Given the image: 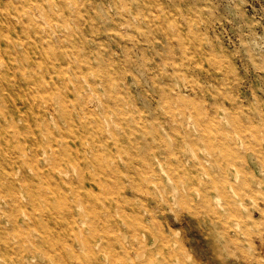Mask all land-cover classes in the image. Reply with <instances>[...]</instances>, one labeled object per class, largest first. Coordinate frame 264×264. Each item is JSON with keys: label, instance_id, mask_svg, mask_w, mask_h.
<instances>
[{"label": "rangeland", "instance_id": "obj_1", "mask_svg": "<svg viewBox=\"0 0 264 264\" xmlns=\"http://www.w3.org/2000/svg\"><path fill=\"white\" fill-rule=\"evenodd\" d=\"M21 165L0 264L22 240L64 264L96 241L102 264H264V0H0V176ZM189 184L230 206L193 214ZM140 222L164 259L120 244Z\"/></svg>", "mask_w": 264, "mask_h": 264}, {"label": "bare ground", "instance_id": "obj_2", "mask_svg": "<svg viewBox=\"0 0 264 264\" xmlns=\"http://www.w3.org/2000/svg\"><path fill=\"white\" fill-rule=\"evenodd\" d=\"M31 8H20L17 7L15 9V12L13 13V17L11 22L16 21V23L21 22L24 20L25 15L29 12H31ZM13 24V23H11ZM15 38L12 39L14 43V47L16 46H22V34L20 31L17 32ZM173 120H175V116L172 115ZM190 156H185L183 158V163L187 164L191 161ZM162 163V161H160ZM64 175H67V171H62ZM25 175V168L21 166H18L17 168H12V170L5 172L2 176H0V205L1 203H8L10 198L13 197L14 194H16L17 187H16V176L23 177ZM4 188H8L7 193L3 191ZM160 190L157 192H151L153 197H157L160 195ZM182 193L178 194V196H174L175 204H178L180 206H184L186 208H189L193 214L198 213L199 211H205L208 214L217 215L218 214V207H229L230 205H225L223 203H220L218 196L212 200H209L206 198L204 194L201 193V191L195 186L194 184H189L188 186H185L184 189L181 191ZM19 193V192H18ZM162 193V192H161ZM158 194V195H157ZM199 199V201H198ZM166 205L168 209L172 208V202L167 197H164V200L162 202V206ZM1 207V206H0ZM164 209V207H163ZM154 209H145V212L147 213V217L155 218L156 213L153 211ZM109 215H112V211H108ZM144 213H140V219L147 218ZM84 220V219H83ZM16 221V217L14 214L7 212L6 210H2L0 212V226L2 224H9L11 226L14 225ZM141 223V222H140ZM169 225H171V220H169ZM140 228L136 231V233L129 239L125 236H119L118 240L120 241V244L124 246L127 249L126 243L129 246H143V247H156L157 242L160 240V246L158 248L160 255L163 256L164 259V239L166 237L164 236V233L161 232L159 234H152L151 232H148L145 230L147 228V225L145 223L140 224ZM233 229L238 230L239 226L238 224H233ZM112 228V227H111ZM110 228V229H111ZM141 229V230H140ZM140 230V231H139ZM113 232V230H111ZM178 233V232H177ZM152 236L151 242L149 241L150 237ZM25 240H22L20 242V245L18 247L17 253L12 255L10 258H7L6 264H64L63 262L66 261L65 256L56 257L53 253L52 247H44L42 245L34 244V247H24L23 244L25 243ZM169 243V244H168ZM166 243V257L169 259H174L177 255V252L183 251L184 247L182 244V241H180L178 244L176 240L172 242ZM168 245V246H167ZM95 247L98 248V251L95 250V248L89 244L87 245V249L92 255V262L94 264H102V262L99 261L98 256H102L105 258V262H107L109 256L106 251H104V248L100 245L99 242L96 241ZM123 247V248H124ZM138 257H141L143 255V251H138ZM191 258V255H190ZM132 260L133 258L130 257ZM177 260V258H175ZM180 260V259H179ZM190 260V259H188ZM187 260V261H188ZM178 262V261H177ZM140 264H164V261H160L158 257H155L153 254H150L147 256Z\"/></svg>", "mask_w": 264, "mask_h": 264}]
</instances>
